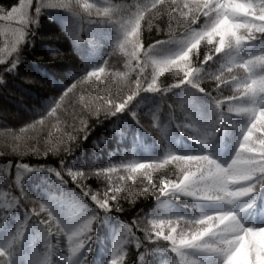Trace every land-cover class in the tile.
Instances as JSON below:
<instances>
[{"label":"snow or ice","instance_id":"6c2138e0","mask_svg":"<svg viewBox=\"0 0 264 264\" xmlns=\"http://www.w3.org/2000/svg\"><path fill=\"white\" fill-rule=\"evenodd\" d=\"M49 10L73 18L68 34L78 54L89 46L106 53L38 100L18 130H0L18 157L0 165V264H93L102 221L108 234L100 264H128L133 247L131 264H264V220L252 215L258 207L264 215V0L0 5V87L16 78L37 82L21 68ZM146 94L159 102L138 113ZM73 99L82 113L127 112L145 133L151 127L160 154L117 147L103 163L70 161L78 136L60 124L61 108ZM173 129L198 147H174ZM80 130L87 138L84 119ZM61 148L67 155H58ZM29 154L45 159L24 162ZM34 179L40 183L30 189ZM139 197L155 206L130 220L114 215L124 212L122 199L132 206Z\"/></svg>","mask_w":264,"mask_h":264},{"label":"trees","instance_id":"16d2710c","mask_svg":"<svg viewBox=\"0 0 264 264\" xmlns=\"http://www.w3.org/2000/svg\"><path fill=\"white\" fill-rule=\"evenodd\" d=\"M14 2H18V0H0V5H8ZM49 16L52 19H49ZM67 19H71V25L74 26L73 18L59 10H49L40 17V25L36 30V36L33 38L35 42L26 47L24 55L27 59L21 68L22 74L31 73L37 82L28 83L25 80L16 78L14 82L9 83L7 89L0 87V130L5 127L18 130L23 126L24 122H28L33 118L30 109L39 107L38 100H47L56 89L62 90L65 85L71 83L70 78L72 76L81 74L87 64L99 62L106 53V48L94 49L89 46L83 48L81 53L78 54L73 49V41L68 34L73 27L67 26ZM0 27H2V22H0ZM103 34H107L106 29L103 30ZM145 34L147 35V29H145ZM153 35L158 34L153 32ZM49 48L59 50L61 55L57 58H52L48 52ZM33 61H36V63H33ZM120 63L122 67L123 62L121 61ZM169 75L172 74L164 73V76ZM160 79L163 80V76ZM84 91L87 92L89 89L85 87ZM175 92L177 95L180 94V90H175ZM76 95L77 97L80 95L79 89ZM158 102V97L146 94L142 102L138 104L136 111L138 113L147 112ZM61 113L60 128L78 136V139L71 144L73 153L69 158L70 161L77 164L92 165L106 162L107 153L117 147L135 149L137 154H143L150 149L152 150V155H158L161 152L159 145L155 143L152 128L149 127L148 133H145L127 112L109 117L101 113L99 118H97L96 116L82 113L78 100L73 99L65 103L61 108ZM81 119H84L87 124V138H85L83 130L77 132ZM141 119L146 126L150 124V117L142 115ZM43 135L44 133L41 134V143L37 145L38 147H43ZM171 139L174 147L179 150L198 147L187 136L181 135L174 129L172 130ZM8 143H10V138ZM0 153L3 154L0 155V165L6 158H18L15 153H12L10 147L6 148V138L2 131H0ZM58 155L67 154L61 148ZM44 159L42 156L36 157L30 154L23 157L24 162L31 163L42 162ZM55 159L56 156H53L52 159L48 160V163L51 164ZM167 171L172 172V167L167 166ZM136 175H141V172ZM39 183V179H34L29 182V188L32 189ZM93 183L95 184L94 178ZM128 183L131 184L132 181ZM121 203L124 205V212L115 213L114 215H118L124 220H130L133 215L141 210L148 211L155 206L154 199H145L143 197H139L132 206L125 203L123 199ZM258 210H261L260 207L254 209V211ZM257 217L259 216L257 215ZM255 220L259 223L258 219ZM107 234L108 227L102 221L97 231L98 239L93 242V264H100L104 259V254L101 251L103 247L101 241L107 243ZM132 252H135L134 247L130 249L127 257L128 264H131Z\"/></svg>","mask_w":264,"mask_h":264},{"label":"rangeland","instance_id":"374dc122","mask_svg":"<svg viewBox=\"0 0 264 264\" xmlns=\"http://www.w3.org/2000/svg\"><path fill=\"white\" fill-rule=\"evenodd\" d=\"M68 21L66 22V24H67V26H69V27H74L73 25H71V23H72V20L71 19H67ZM148 154H153L152 153V150L150 149V150H147L145 153H141V154H138V155H140V156H145V155H148ZM223 155H227V150H224V152L222 153ZM257 214L258 215H261L258 219H259V221L261 222V220H264V215H262V213H261V211H259L258 213L256 212V211H254L253 210V213H252V215H253V218L255 219L256 217L255 216H257Z\"/></svg>","mask_w":264,"mask_h":264}]
</instances>
